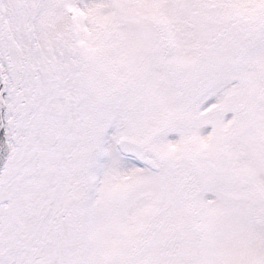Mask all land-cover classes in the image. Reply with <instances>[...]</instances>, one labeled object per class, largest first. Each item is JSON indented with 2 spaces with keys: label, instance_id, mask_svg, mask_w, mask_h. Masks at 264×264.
Returning a JSON list of instances; mask_svg holds the SVG:
<instances>
[{
  "label": "snow or ice",
  "instance_id": "6c2138e0",
  "mask_svg": "<svg viewBox=\"0 0 264 264\" xmlns=\"http://www.w3.org/2000/svg\"><path fill=\"white\" fill-rule=\"evenodd\" d=\"M0 264H264V0H0Z\"/></svg>",
  "mask_w": 264,
  "mask_h": 264
}]
</instances>
